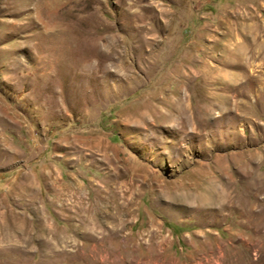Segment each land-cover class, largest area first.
Wrapping results in <instances>:
<instances>
[{"label":"rangeland","instance_id":"1","mask_svg":"<svg viewBox=\"0 0 264 264\" xmlns=\"http://www.w3.org/2000/svg\"><path fill=\"white\" fill-rule=\"evenodd\" d=\"M0 264H264V0H0Z\"/></svg>","mask_w":264,"mask_h":264}]
</instances>
